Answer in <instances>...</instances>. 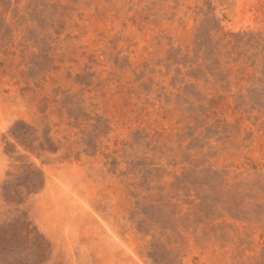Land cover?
Instances as JSON below:
<instances>
[{
	"label": "rangeland",
	"instance_id": "1",
	"mask_svg": "<svg viewBox=\"0 0 264 264\" xmlns=\"http://www.w3.org/2000/svg\"><path fill=\"white\" fill-rule=\"evenodd\" d=\"M0 264H264V0H0Z\"/></svg>",
	"mask_w": 264,
	"mask_h": 264
}]
</instances>
